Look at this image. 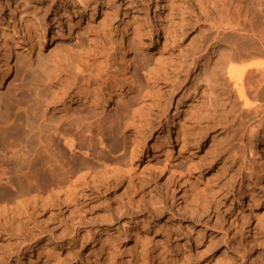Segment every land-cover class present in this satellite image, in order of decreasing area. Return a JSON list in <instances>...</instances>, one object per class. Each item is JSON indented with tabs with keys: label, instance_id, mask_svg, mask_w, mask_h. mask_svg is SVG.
Here are the masks:
<instances>
[{
	"label": "rangeland",
	"instance_id": "obj_1",
	"mask_svg": "<svg viewBox=\"0 0 264 264\" xmlns=\"http://www.w3.org/2000/svg\"><path fill=\"white\" fill-rule=\"evenodd\" d=\"M247 1L0 0V39L17 44L10 74L0 85V166L11 172L14 184L0 179V197L18 199L20 191L17 168L23 159L6 144L19 148L44 134L42 128L27 133L19 116L26 109L32 114L53 91L68 90L54 79L47 85L57 58L90 61L92 74L84 79L94 80L99 103L77 101L68 109L55 104L45 112L46 122L66 120L60 125L75 131L71 123L77 117L101 120L99 131L94 124L90 132H79L77 148L61 140L72 159L70 188L36 207L17 205L19 229L16 221L0 232V264H264V251L253 243L249 255L247 246L253 230L264 242V114L245 118L244 127L233 126L243 102L232 84L202 76L221 59L216 54L228 53L236 36L219 40L214 55L201 51L187 72L184 68L219 17L249 14ZM70 18L74 26L68 35ZM123 32L130 37L127 59L135 79L130 90L119 65ZM256 61L261 59L236 65ZM226 98L233 114L219 106ZM189 102L203 114L218 111L222 119L198 142L190 130L204 120L183 119ZM131 115L145 136L132 154L134 129L126 126ZM97 136L105 145L98 146ZM104 159L111 160L109 166L101 164ZM82 164L88 168L78 170ZM37 245L47 249L39 257L34 251L30 263L29 251Z\"/></svg>",
	"mask_w": 264,
	"mask_h": 264
},
{
	"label": "bare ground",
	"instance_id": "obj_2",
	"mask_svg": "<svg viewBox=\"0 0 264 264\" xmlns=\"http://www.w3.org/2000/svg\"><path fill=\"white\" fill-rule=\"evenodd\" d=\"M247 2L246 11L249 14H245L244 16L238 15L235 19L228 16L219 17L213 25L212 35L210 37L207 36L203 38L199 46H197L192 52V58L185 64L184 67L187 72L189 67L194 65L197 55L203 50L207 51L208 49H211V54L214 55V52L217 51L218 47L216 43H218L219 40H227L230 35L236 36L237 40L246 41L244 44H237V40H235V43H230L228 53L220 52L219 54H216L218 57L220 56L221 59H219V61L215 59V61L218 62L213 64L211 69L202 75L210 80L212 79V81L215 80L216 76H220L221 79H224L226 82H230L232 84L231 87L233 91L238 96L240 101L243 102L242 108L238 110V113L236 112L237 114H233L234 106H232V102L230 101L231 98H226L225 100L222 99L218 102H220L219 106H224L229 109L226 114L232 113L234 115L235 123L233 126L238 123V126L240 127H244V125L247 124V121L244 120L245 118H248L249 122L252 116L256 118L261 114H264V0H248ZM66 3L67 2H64V4ZM160 6L161 1H158L155 9L158 11L156 17L159 24L161 22ZM69 24L70 28L68 35L72 33L74 26V22L71 18ZM129 38L130 37H128L127 33L123 32L118 42L120 72L123 78H125L124 80L128 90L133 87L135 80L131 75V67L127 59ZM209 40L210 42L208 43ZM39 45L41 44L39 43ZM16 47L17 44L13 39H0V50L2 51L1 54L3 63L0 74V85L1 81L6 79L10 74L11 54L13 49ZM60 53L64 56L62 51ZM257 57L261 59V61L250 62L241 66L236 65L237 63L248 61ZM88 63H90L88 59L83 60L81 58H75L69 60L66 55L62 59L57 58L52 70H50L46 77V80L48 81L47 85L50 87L52 85L51 81L54 79V82L58 83L62 87L67 85L68 90L64 91V89H61L60 92L53 91L51 98L47 99L42 97L38 101L37 107L34 108L35 110L32 114H30L28 109H26L23 111V114L19 116V120H21L20 126H22L27 133L39 131L42 128L44 130V134H41L42 132H40V134L35 137L33 143H30L29 145L27 144L18 148L16 144L9 143L8 145L6 144V147H4L9 153L11 152V154L19 151V157L22 156L23 160L19 162V167L17 168V171H19V180L17 181L20 188L18 193L19 198H16V200L15 198L6 199L7 197H0V232L2 231L7 233L8 230L13 228V224H15L16 221L17 226L15 227V230H17V228L19 229V220H17L19 216V209H16L18 204L20 207L25 204L36 207L39 205V202L44 203L49 201L51 194H56L64 188H70V180L73 175V171L70 168L72 159L68 156L67 150L62 146L61 140L64 141L68 148L75 149L77 148L75 141L79 138V132H90L94 124L99 131L101 120L96 119L94 115L77 117L71 123V126L75 127V131H72L71 129L69 130L60 125L61 123L66 122V120H60L58 122L50 121L49 123L46 122L45 112L47 109L55 106V104H60L64 109H68L70 103H75L77 101L87 102L93 105H97L99 103L98 92L91 88L94 80L91 78L84 79L85 75L91 76L92 74L89 69L90 64ZM109 65V62L106 61L105 66L108 67ZM109 68H112V66H109ZM79 78H81V80H79ZM224 92L222 90L221 93L224 95ZM118 93L121 94V91L119 90ZM106 99L108 100L110 97L107 96ZM186 105L188 108L182 110L184 112V120L191 121L194 119V121L197 120V124L200 123L201 120H204V123L190 130L193 142L200 141L203 137H205L208 130H212L214 128V125H210L214 120L218 121V124L222 123V119L215 115L218 111L214 110L212 113L206 112L203 114L199 112L196 105L193 106V103L189 102ZM131 116L132 118L129 117L130 119L126 122V126L131 125L134 129L133 131L135 137L130 140L131 145L133 146L132 152L130 151L132 154L136 147L140 144L143 145L145 136H143L140 132V130L143 129V125L134 119V115ZM6 118L8 120V116ZM230 128H232V125H225V129ZM55 134L59 135L58 140L54 139L53 136H55ZM97 140L98 146L105 145L101 136H99ZM209 147H211V145ZM20 151L22 155H20ZM110 162L111 160L104 159L101 164L109 166L108 163ZM118 162L116 160L115 164H118ZM201 167H205V165L202 164ZM85 168H88L87 164H82L78 170ZM10 173L11 172H5L0 166V179L4 177L3 179L6 180V186L8 185V187H12L14 184V180L10 176ZM23 182L27 185L26 189L21 187ZM15 196L17 197L18 195L16 194ZM20 198L23 199L19 200ZM14 199L16 202H19L16 203ZM191 200H194L193 197H191ZM13 202L14 204H12ZM250 203H255V199H251ZM102 242L104 244L105 240ZM253 243L258 245L260 251H264V242L259 239V235H257L254 230L252 231L251 240L247 242L249 255L254 253ZM44 245L33 246V248L29 251L28 261L30 263L32 261V254L34 251L38 252V257L40 253L46 251L47 246ZM162 263L167 262L164 260L163 262L161 261L160 264Z\"/></svg>",
	"mask_w": 264,
	"mask_h": 264
}]
</instances>
